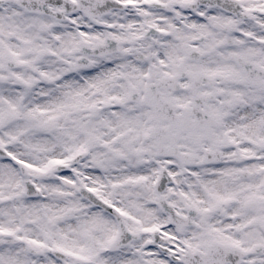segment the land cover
Listing matches in <instances>:
<instances>
[{
    "label": "snow or ice",
    "instance_id": "snow-or-ice-1",
    "mask_svg": "<svg viewBox=\"0 0 264 264\" xmlns=\"http://www.w3.org/2000/svg\"><path fill=\"white\" fill-rule=\"evenodd\" d=\"M0 264H264V0H0Z\"/></svg>",
    "mask_w": 264,
    "mask_h": 264
}]
</instances>
